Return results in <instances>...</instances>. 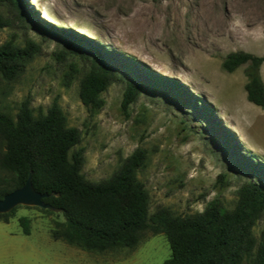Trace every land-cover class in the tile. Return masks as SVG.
<instances>
[{
    "label": "rangeland",
    "instance_id": "1",
    "mask_svg": "<svg viewBox=\"0 0 264 264\" xmlns=\"http://www.w3.org/2000/svg\"><path fill=\"white\" fill-rule=\"evenodd\" d=\"M22 3L30 15L27 21L0 2V14L12 21L0 28V44L13 39L25 45L32 38L41 51L16 79L0 75L3 112L16 116L22 102L29 100L38 114L57 101L68 124L81 131L76 148L84 151L82 173L91 181L111 177L138 147L146 150L138 174L150 194L151 213L168 207L176 214H192L216 198L228 208L235 206L240 186L258 177L242 163L264 170V106L248 99L247 64L228 71L223 62L237 51L264 56V0ZM63 34L137 58L158 74L181 81L203 99L204 107L195 109L183 92L153 85L125 111V82L119 79L102 93L104 106L90 111L80 97L84 72L69 81L66 74L75 58L56 55L65 48ZM78 61L84 71L85 65ZM260 73L264 81V62ZM132 74L144 85L150 81L140 70ZM207 104L213 106L212 113L206 112ZM212 128L218 132L212 133ZM238 142L244 151L236 149ZM220 174L226 175L225 186ZM23 216L31 218L30 234L20 223ZM63 220L61 212L19 206L9 222L0 221V264H163L171 256L166 235L149 230L134 247L86 250L53 238L55 221ZM263 230L264 214L254 228L258 237Z\"/></svg>",
    "mask_w": 264,
    "mask_h": 264
},
{
    "label": "trees",
    "instance_id": "2",
    "mask_svg": "<svg viewBox=\"0 0 264 264\" xmlns=\"http://www.w3.org/2000/svg\"><path fill=\"white\" fill-rule=\"evenodd\" d=\"M0 2L14 9L18 19H30L22 0ZM11 24L9 18L0 14V28ZM63 35L66 36L65 48L56 55L59 59L75 58L69 63L66 74L69 81L84 72L80 97L90 111L96 112L104 106L102 93L119 79L125 82L122 101L125 111L146 87L153 85L171 92H183L188 96L185 100L195 109L204 107L203 99L195 97L181 81L158 74L137 58L122 52L116 57V53L95 41H76L70 35ZM40 51V44L32 38H28L25 45L13 39L6 40L0 44V75L6 80L16 79ZM78 60L85 65L84 71ZM263 62L264 56L245 51L232 52L223 62L228 71L247 64L248 99L259 106H264V81L260 73ZM135 69L150 80L147 85L132 74ZM205 108L212 113V105L207 104ZM211 132H218V129L212 128ZM227 135L231 136L228 132ZM81 136L78 127L68 124L57 101L46 112L38 114L29 100L22 102L16 116L0 109V141L3 144L0 146V199L22 187L32 172L36 190L47 193L44 201L59 211L43 210L61 212L64 216V220L55 221L52 228L55 239L86 250L105 251L119 246L134 247L149 230L164 233L169 241L171 256L163 264H264V230L260 237L254 231L264 214L262 166L242 163V167L256 172L258 177L240 186L233 208L216 198L208 202L203 211L192 214H176L168 207L151 213L150 194L138 174L146 162V150L138 147L111 177L91 181L82 173L84 151L76 148ZM234 145L238 151L245 150L241 142ZM219 181L225 186L226 175L220 174ZM18 207L1 213L0 221L9 222ZM20 223L24 232L30 234L31 218L23 216Z\"/></svg>",
    "mask_w": 264,
    "mask_h": 264
},
{
    "label": "water",
    "instance_id": "3",
    "mask_svg": "<svg viewBox=\"0 0 264 264\" xmlns=\"http://www.w3.org/2000/svg\"><path fill=\"white\" fill-rule=\"evenodd\" d=\"M47 195V193H42L36 190L31 172L22 187L5 194L4 197L0 199V214L10 212L21 205L59 211L56 207L44 201V198L47 197Z\"/></svg>",
    "mask_w": 264,
    "mask_h": 264
}]
</instances>
